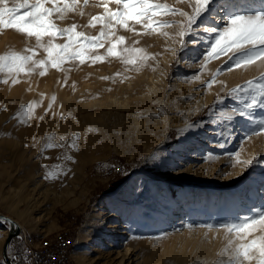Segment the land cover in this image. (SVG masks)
<instances>
[{
	"label": "rangeland",
	"instance_id": "obj_1",
	"mask_svg": "<svg viewBox=\"0 0 264 264\" xmlns=\"http://www.w3.org/2000/svg\"><path fill=\"white\" fill-rule=\"evenodd\" d=\"M162 2L191 11L189 0ZM262 5L264 0H215L211 18L205 16L194 28L206 41L204 28H222L229 12L249 14L264 10ZM83 11V16L69 13L56 22L61 27L75 23L78 30L96 35L99 26L86 25L103 9L90 0ZM161 19L177 22L163 29L167 37L159 30L142 36L118 30L129 45L138 40L135 46L152 55L138 70L109 58L96 64L69 62L65 71L49 68L44 76L22 73L16 84L0 83V213L19 222L23 240L24 234L34 240L63 227H70L75 239L94 215L96 231L113 223L115 230L128 232L105 236L93 252L99 256L95 264H118L125 245L133 255L121 264H214L227 244L224 230L185 225L235 220L264 207V134L251 136L257 129L253 121L264 117V108L248 109L251 119L236 115L229 121L219 115L243 108V96L238 100L228 92L264 74V63L217 73L225 55L201 70L206 43H188L181 50L175 33L185 18L177 13ZM35 43L11 29L0 32V54ZM98 51L103 55L105 50ZM44 55L37 49V59ZM213 74L216 82L205 87ZM33 102L37 106L27 123L19 122L15 114ZM77 134L78 150L71 147ZM196 140L198 148L187 150ZM47 143L55 146L44 148ZM231 152H240L242 159L254 157V162L234 165ZM49 171L57 172V178L45 179ZM114 171L120 172L112 175ZM34 181L40 182V193L36 201L25 202L33 197ZM100 202L110 209H99ZM8 226L0 222V264H7L2 248ZM19 234L6 253L14 264H28ZM76 249L75 239L72 251Z\"/></svg>",
	"mask_w": 264,
	"mask_h": 264
},
{
	"label": "snow or ice",
	"instance_id": "obj_2",
	"mask_svg": "<svg viewBox=\"0 0 264 264\" xmlns=\"http://www.w3.org/2000/svg\"><path fill=\"white\" fill-rule=\"evenodd\" d=\"M89 2L90 0H82V3L81 0H0V32L11 29L28 39L34 38L36 42L32 47H25L20 51L10 49L0 54V74H5L0 77V83L7 84L10 81L16 84L22 73L31 75L38 72L40 76H44L49 68L65 71L64 65L69 62L84 64L90 61L96 64L109 58L118 59L124 65L138 70L152 55L135 46L139 43L138 40H133L129 45L127 38L118 34V30L132 32L134 36L156 34L159 30V34L167 37L169 33L163 29L177 22L161 17L175 16L177 13L185 18L179 22V29L175 33L179 48L182 50L188 43L197 44L201 41L207 45L202 53L201 70L209 61L225 55L227 61L216 70L217 73L224 69L231 71L233 68H246L257 60L264 63V10L249 14L229 12L224 27L204 28V32L209 35L206 41L203 37H198L194 25L205 16L211 18V11H215L211 9V5L215 0H189L190 12L172 7L162 0H94V6L102 8L103 11L92 15L86 26H99L96 35L78 30L80 26L75 23L61 27L56 22L64 20L69 13L85 15L83 8ZM112 4L115 7H111ZM137 25L140 26L139 30ZM58 40L62 42H57ZM37 49H41L45 54L43 59L36 58ZM99 49L105 50L103 55L99 54ZM119 75L121 74H114ZM198 78L197 75L187 79ZM215 82L213 74L210 80L204 82V86L210 88ZM228 95L238 100L243 96V108H233L230 112H220L219 115L229 121L236 115L249 116L251 119L248 109L264 108V74L235 86ZM52 100H55V96ZM221 102L222 99L216 101L217 104ZM36 106L35 102L22 106L15 114L19 122L27 123ZM253 122L257 124V129L252 131L251 136L264 134V117ZM77 139L78 134L72 140V148H77ZM54 146L47 143L44 148ZM44 148L41 149L42 152ZM228 156L234 165L239 164L242 167H250L255 159H242L240 152H231ZM65 159L72 157L66 156ZM57 176V172L49 171L44 178L55 179ZM250 212L251 214L238 216L235 220L202 225L187 224L185 227L224 230L227 244L220 252L221 259L216 260L214 264H252L253 261L256 264H264V207L252 209ZM0 222L9 223L6 220ZM225 255L226 260L223 259Z\"/></svg>",
	"mask_w": 264,
	"mask_h": 264
},
{
	"label": "bare ground",
	"instance_id": "obj_3",
	"mask_svg": "<svg viewBox=\"0 0 264 264\" xmlns=\"http://www.w3.org/2000/svg\"><path fill=\"white\" fill-rule=\"evenodd\" d=\"M236 80H237V78H235V81ZM235 81L232 80V84ZM208 100H209V98H205L204 102H207ZM197 142H199V140H196V143L193 144L194 146H192V147L189 146V149H187V150H194V149L196 150L198 148ZM193 165H195V164H193ZM188 168L189 167H187V169ZM119 170H121V168ZM118 172H120V171H118ZM113 173H115V172H113ZM36 181H34V182H36ZM39 188H40V182H36L34 185V188L32 190V194H31L33 197L32 198H30V197L24 198L25 202L30 203V202H34V200L36 201L37 197H35V196L40 193V192H37ZM100 203H102V204H98V208L101 210H105L107 208L110 209V207H111L110 205H108L107 202H104V203L100 202ZM99 205H101V206H99ZM17 216H21V213L18 214ZM94 221H95V217H94V215H91V217L86 221V223L83 226V228L81 229V231L78 233L77 237L75 238L76 243H77V249L76 250L72 251V247H73V244L75 242L74 238L72 239L71 244L65 245V255H66L68 264L73 263V258L75 260V264H95V263H97L99 256L94 258L93 252L96 250L97 245H99L105 241V238H104L105 236L113 237L114 235H118V234H124L126 236L128 233L127 231L119 232V231L115 230L113 228L115 226L113 223L108 224L107 226H104V228L102 230L96 231ZM16 223L18 225H20L19 222L16 221ZM124 226H125L124 228H128L129 223H126ZM8 229H9V226H8ZM97 233H98V235L96 237L97 239L92 244L84 246V242L87 239H91ZM72 234H73V232H72L70 227H65V228L63 227L60 229L53 230L52 232L44 234L43 236H38L34 240L26 238L25 234H24L25 249L29 250V252H34V253L36 252L38 254H47L50 252V250H53L54 245H58V243L61 241H66V238H71ZM132 250L133 249L131 248L130 245H125L124 252H123L121 259L119 260L118 264L123 263L124 260L126 261V260L130 259V257H132V255H133L131 253ZM133 260L134 259L132 258L131 262H133Z\"/></svg>",
	"mask_w": 264,
	"mask_h": 264
},
{
	"label": "built area",
	"instance_id": "obj_4",
	"mask_svg": "<svg viewBox=\"0 0 264 264\" xmlns=\"http://www.w3.org/2000/svg\"><path fill=\"white\" fill-rule=\"evenodd\" d=\"M22 244L24 246V240L19 234ZM73 239V234L71 238H66V241H61L58 245H54L53 250H50L47 254H38L34 252L25 251V256L28 264H68L66 255H65V245L71 244Z\"/></svg>",
	"mask_w": 264,
	"mask_h": 264
},
{
	"label": "water",
	"instance_id": "obj_5",
	"mask_svg": "<svg viewBox=\"0 0 264 264\" xmlns=\"http://www.w3.org/2000/svg\"><path fill=\"white\" fill-rule=\"evenodd\" d=\"M0 219L6 220L9 222L8 223L9 224L8 233L5 236V239H4L5 242L2 248V257L4 258L7 264H14L12 260L10 259V257L7 256L6 251H7V247L10 243L11 238L18 236L19 231H20V225H18L16 221L10 215L4 214V213L2 214L0 213Z\"/></svg>",
	"mask_w": 264,
	"mask_h": 264
},
{
	"label": "crops",
	"instance_id": "obj_6",
	"mask_svg": "<svg viewBox=\"0 0 264 264\" xmlns=\"http://www.w3.org/2000/svg\"><path fill=\"white\" fill-rule=\"evenodd\" d=\"M122 167V166H121ZM109 169V168H108ZM122 169L124 170V168L122 167ZM115 173H112V175H117L118 172L114 171ZM56 230V229H55Z\"/></svg>",
	"mask_w": 264,
	"mask_h": 264
},
{
	"label": "trees",
	"instance_id": "obj_7",
	"mask_svg": "<svg viewBox=\"0 0 264 264\" xmlns=\"http://www.w3.org/2000/svg\"><path fill=\"white\" fill-rule=\"evenodd\" d=\"M11 241V240H10ZM16 264H23L22 261L16 262Z\"/></svg>",
	"mask_w": 264,
	"mask_h": 264
}]
</instances>
